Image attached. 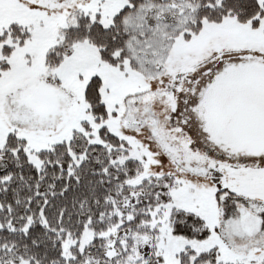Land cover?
<instances>
[{"label": "snow or ice", "instance_id": "1", "mask_svg": "<svg viewBox=\"0 0 264 264\" xmlns=\"http://www.w3.org/2000/svg\"><path fill=\"white\" fill-rule=\"evenodd\" d=\"M0 264H264V0H0Z\"/></svg>", "mask_w": 264, "mask_h": 264}]
</instances>
